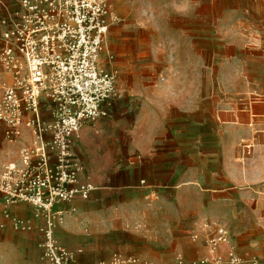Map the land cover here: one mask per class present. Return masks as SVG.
Listing matches in <instances>:
<instances>
[{
  "label": "crops",
  "instance_id": "1",
  "mask_svg": "<svg viewBox=\"0 0 264 264\" xmlns=\"http://www.w3.org/2000/svg\"><path fill=\"white\" fill-rule=\"evenodd\" d=\"M190 1L180 0L181 7L178 8H161L159 15L177 17V25L168 22L157 28L153 44H138L140 58L152 59V65L157 67L154 74L162 79L153 85L148 83V75L138 78L131 71L129 54L121 50L118 37L111 32L114 40L104 57L109 60V65L132 76L128 80L130 85L117 91V98L123 99L126 111L113 115L110 108L108 118L97 124V132L91 127H83L73 142L79 182L88 184L91 191L86 200L76 196L70 203L54 209L63 211V216L56 218L54 223V237L70 251L77 253L80 251L77 248L84 244L91 249L93 236L105 233L117 224L136 223L140 218L139 209L144 210L145 215L157 216V210L165 202L168 209L182 210L179 217L167 221L166 234H163L164 240L176 242L174 251L183 259L182 264H213L215 258L225 263L228 252L243 264L264 260L263 254L254 252V244L236 250L220 246L211 253L200 243L185 236H175L171 231L174 225H182L186 233L202 239L206 234L202 227L205 219L219 217L216 212L202 210L232 208L233 203L237 206V202L229 199L237 192L233 173L239 166L238 153L231 150L238 146L240 139L257 141L264 134V119L260 118L264 116H258L264 112V104L258 106L251 102L241 108L237 97L222 99L216 94L205 95L201 90L185 88L184 82L190 80ZM222 1L220 16L242 15V10L249 8L243 3L253 1L262 3L261 8H257L262 13H257L264 17V0H237L241 2L240 7L228 3L234 0ZM0 5L1 20L6 16L5 9L13 10L17 3L0 0ZM110 10L108 33L116 25L115 21L120 20L119 16H126L125 8L114 6V10ZM206 15L207 11L196 15L204 19L203 27L206 26ZM203 27L197 31L205 33V38L207 31ZM163 32L168 35L166 40ZM42 118L49 121L47 111L43 110ZM22 128L30 133L27 128ZM115 132L127 142L124 165L116 164L114 149L110 147L115 142ZM29 135L27 141L17 140L18 147L31 145L32 136ZM16 147L15 144L10 147L13 151L9 162L19 163L21 150L17 152ZM4 165L0 164V174ZM258 203L262 207L263 202ZM45 219L30 204L8 203L0 196V250L5 249L10 257L16 258L14 264L39 262ZM223 221L233 224L232 216H226ZM81 253L76 254L74 264H89L88 255L82 257ZM110 262L108 252L101 264Z\"/></svg>",
  "mask_w": 264,
  "mask_h": 264
},
{
  "label": "built area",
  "instance_id": "2",
  "mask_svg": "<svg viewBox=\"0 0 264 264\" xmlns=\"http://www.w3.org/2000/svg\"><path fill=\"white\" fill-rule=\"evenodd\" d=\"M15 1L18 9H5L0 20V122L14 138L27 128L32 141L19 152V163L3 166L0 196L46 217L40 264H74L81 251L67 250L54 237L56 218L63 216L54 209L76 196L88 198L91 187L79 182L72 145L83 127L97 132L118 97L117 73L99 65L111 10L108 0ZM219 236L207 241L209 252L224 243ZM227 258L213 264H242L232 252ZM110 264L151 263L114 255Z\"/></svg>",
  "mask_w": 264,
  "mask_h": 264
},
{
  "label": "rangeland",
  "instance_id": "3",
  "mask_svg": "<svg viewBox=\"0 0 264 264\" xmlns=\"http://www.w3.org/2000/svg\"><path fill=\"white\" fill-rule=\"evenodd\" d=\"M222 2V0L190 1V80L184 82L185 88L201 90V94L205 92V95L216 94L223 97L222 99L237 97L241 108L251 102L262 106L264 104V17L257 13H262L261 9L257 11V8H261L262 3L246 1L243 4L249 8L242 10V15L239 13L228 17L220 16ZM228 3L234 4V7L241 6V2L237 0ZM108 5L112 10H114V6L125 8L126 16H119L120 20L115 21L116 25H113L110 32L107 33L99 65L117 73V91L130 85V81L128 82L130 77L132 78L130 73L120 72L117 67L109 65V60L104 57L107 53L106 50L108 51L111 46V41L114 40L111 34L114 32L113 36L118 37L117 44L124 53H128L130 56L129 59H131L133 67L131 71L138 78L141 75H148L150 78L148 83L151 85L157 83L161 79L154 74L157 67L152 65V59L140 58L138 44L140 42L153 44L156 30L168 22L177 25V17L168 18L159 14L161 8L181 7L180 0H108ZM0 8L2 9L1 5ZM17 9L18 6L15 5L14 10ZM206 11V26L203 27L204 19L196 15L198 12L205 13ZM202 27L207 31L205 38L203 37L205 33L197 31ZM166 35L165 32L162 33L164 40H166ZM164 52L166 53L167 50ZM182 83V81L179 82L180 86H183ZM49 110H51L50 105L47 106L48 115ZM123 111H126L123 99L116 97L111 104V113L116 115ZM132 112L133 110L130 111L131 116ZM258 116H264V112L259 113ZM260 118L264 119V117ZM251 123L254 125V122ZM9 132L10 129L0 122L1 165L10 161L9 156L13 151L10 147L15 144L16 150L19 152L24 148L21 145L18 147L17 140L27 141L30 136V133L24 128L21 129V135L17 138H14ZM115 136V142L110 147L114 149L116 164L124 165L127 161V142L117 132H115ZM231 152L238 153L239 158V166H236V172L233 173L236 177L237 192L229 196L230 200L237 202V206H234L235 203H233L232 208L202 210L216 212L219 216L205 219L202 227L205 228L206 234L202 239L193 237L191 233H186L182 225L178 227L174 225L171 231L175 236H185L186 239L200 243L208 251L207 241L219 236L216 231L221 229L223 233L219 237L224 239V243L218 247L236 250V248L254 244V252L264 255V134L263 138L257 141L240 139L238 146ZM260 201L263 202L261 203L262 207H259L258 202ZM138 213L140 218L136 223L117 224L109 231L93 236L91 249H88V244L78 247L77 249L82 252L81 256L88 255L87 262L89 264L103 263L104 255L108 252L111 255V261L114 255H124L137 256L151 264H182L183 259L181 260L174 251L176 242L163 239V234H166L167 221H173V218L179 217L182 210L168 209L167 204L163 202L155 217L145 215L142 209H139ZM226 216H232L233 224L224 223L223 220ZM127 218L129 220L128 216ZM58 243L64 247L59 241ZM9 255L7 250L1 249L0 264H14L16 258ZM250 262L251 264H262L264 260H250ZM36 264H40V260Z\"/></svg>",
  "mask_w": 264,
  "mask_h": 264
},
{
  "label": "bare ground",
  "instance_id": "4",
  "mask_svg": "<svg viewBox=\"0 0 264 264\" xmlns=\"http://www.w3.org/2000/svg\"><path fill=\"white\" fill-rule=\"evenodd\" d=\"M100 63H101V59H100Z\"/></svg>",
  "mask_w": 264,
  "mask_h": 264
}]
</instances>
